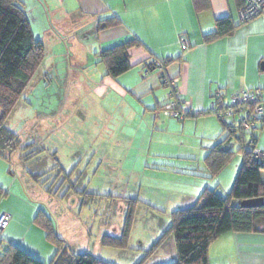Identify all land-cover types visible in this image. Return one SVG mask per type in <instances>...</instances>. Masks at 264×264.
<instances>
[{
	"label": "crops",
	"instance_id": "0c3cea01",
	"mask_svg": "<svg viewBox=\"0 0 264 264\" xmlns=\"http://www.w3.org/2000/svg\"><path fill=\"white\" fill-rule=\"evenodd\" d=\"M35 1L19 0L32 28ZM244 1L205 0L207 7L197 11L193 0H70L76 17L91 18L89 24L96 25L92 36L96 48L92 51L97 57L99 52L133 38L143 44V49L135 52L133 60L136 64L118 79L106 77V67L97 72L95 92L99 98L113 95L111 105H107L110 115L114 109L125 107L122 116L140 125L136 137L140 135V148L145 146L147 150L140 154V157L145 155L143 170L161 182L157 187L162 196H155L164 207L190 208L208 188L218 192L221 189V194H227L243 164V157H235L242 155L236 152L229 164L210 178L205 159L214 146L226 138L221 123L210 112L216 93L221 92L227 101L236 93L260 89L264 101V9L255 19L242 23L240 9ZM110 15H118L122 25L98 31L99 18ZM220 19H230L237 28L230 35L208 41L206 36L216 31ZM66 23L72 25L66 19L58 25L61 27ZM85 25L77 23L75 29ZM182 38L188 42L187 49L182 46ZM86 56L87 53L80 54L77 58L74 54V60L80 61ZM149 56L152 60L170 62L164 71H159L143 62ZM86 61L80 65L87 66ZM165 80L170 83L163 84ZM176 100L181 110L198 115L184 121L167 116L163 107ZM260 130L264 131V128ZM261 136L264 138V134ZM232 145L237 149L236 142ZM261 150H264V140ZM11 160L12 156L9 159L0 156V187L7 194L18 182L16 166H12ZM262 179L264 181V172ZM21 186L23 190L28 187L24 182ZM5 197L0 202V217L8 214L11 219L0 236V243L5 241L3 249L13 244L43 264H49L55 247L46 239L44 230L36 226L32 213L30 222L24 224L22 214L11 211ZM149 198L144 195L145 200ZM26 225L29 231L33 229L36 239L28 232L21 235ZM208 259L209 264H264V234L223 235L209 247Z\"/></svg>",
	"mask_w": 264,
	"mask_h": 264
},
{
	"label": "rangeland",
	"instance_id": "374dc122",
	"mask_svg": "<svg viewBox=\"0 0 264 264\" xmlns=\"http://www.w3.org/2000/svg\"><path fill=\"white\" fill-rule=\"evenodd\" d=\"M56 1L37 0L32 6V30L45 46V57L6 121L28 148L25 154L20 147L12 155L18 182L6 193V205L22 214L24 224L30 222L31 213L34 220L40 211L45 212L72 252L91 254L104 263L177 262L174 236L166 234L176 209L156 201L162 196L157 187L161 182L143 170L145 155L140 154L147 150L145 146L140 150V135L136 137L140 125L122 116L125 107L110 115L107 105L113 95L99 98L95 92L97 72L105 68L92 51L96 25L89 24L91 18L76 17L70 0ZM64 19L72 25L59 27ZM77 23L87 26L75 29ZM85 53V59L74 60V54L79 58ZM85 61L87 66L80 65ZM211 114L227 136L222 120ZM243 118L239 113L225 121L237 124ZM255 134L260 136L257 150H261L264 131L257 129ZM26 154L33 157L25 160ZM21 182L27 183L25 190ZM145 194L149 200L144 199ZM127 198L135 199L129 223ZM32 231L26 225L21 235L28 232L36 239Z\"/></svg>",
	"mask_w": 264,
	"mask_h": 264
},
{
	"label": "trees",
	"instance_id": "16d2710c",
	"mask_svg": "<svg viewBox=\"0 0 264 264\" xmlns=\"http://www.w3.org/2000/svg\"><path fill=\"white\" fill-rule=\"evenodd\" d=\"M193 1L197 11L207 7L205 0ZM244 4L245 1L241 7ZM121 25L122 21L118 15H110L99 18L97 28L98 31H103ZM236 28L230 19H220L216 23V31L206 36V39L211 41L230 35ZM140 49H143V44L133 38L99 52V62L106 67V77L116 80L127 73L136 64L134 55ZM44 57L45 46L33 34L27 14L19 0H0V156L4 158L9 159L23 147L18 134L6 126V121L23 97ZM148 60L152 58L149 56L143 62L155 69V62L160 61L164 65L163 71L170 62L154 59L149 63ZM164 82L163 84H166ZM174 94L175 92L172 93ZM210 112L212 113L211 110ZM196 115L198 113L189 112L185 119ZM258 119L262 126L258 124L257 129L264 128L263 116ZM234 127L233 125L232 128ZM226 128L228 134L225 140L214 146L205 159L207 173L210 178L217 176L236 152L242 155L243 164L227 194L223 195L208 188L203 191L195 205L172 213L171 225L166 232L173 234L178 255L177 262L172 264H209V247L217 238L228 233L264 234V158L253 157L259 138L255 131L248 134L237 132L228 126ZM246 135L250 136L249 139ZM249 140H252L253 146L248 145ZM233 141L237 144L236 151L233 149ZM26 147L21 149L23 154L28 150ZM24 157L29 161L33 156L26 154ZM39 176L34 178L37 180ZM5 196V190L0 187V202ZM124 203L129 223L135 199L127 198ZM35 223L44 230L50 244L55 245V254L49 264H107L91 254L72 252L57 234L52 219L45 212L36 214ZM3 242L2 240L0 243V264H43L13 244L3 249Z\"/></svg>",
	"mask_w": 264,
	"mask_h": 264
},
{
	"label": "built area",
	"instance_id": "2783aa9c",
	"mask_svg": "<svg viewBox=\"0 0 264 264\" xmlns=\"http://www.w3.org/2000/svg\"><path fill=\"white\" fill-rule=\"evenodd\" d=\"M264 9V0H245V4L240 9V19L242 23H247L256 17H258L262 10ZM182 46L187 49L188 42L185 38L181 39ZM157 69L163 71L164 65L160 61L155 62ZM166 84H169L165 80ZM263 93L260 89L245 90L241 93H236L232 95L229 102L225 100L224 95L221 92L215 94L214 99L211 104L212 113L216 114L227 127H231L237 132H243L250 134L251 132L257 130L259 124V117L264 114L263 105ZM164 113L167 116L178 120H184L186 117V112L179 108V101H173L166 105L164 108ZM243 113L244 118L237 124H227L226 119L234 117L236 114ZM249 146H253L252 140L248 142ZM253 157L255 159L264 158V150H257L255 147ZM10 215L4 214L0 217V236L3 231L8 227L10 222Z\"/></svg>",
	"mask_w": 264,
	"mask_h": 264
}]
</instances>
